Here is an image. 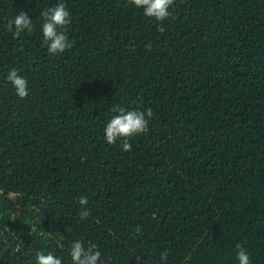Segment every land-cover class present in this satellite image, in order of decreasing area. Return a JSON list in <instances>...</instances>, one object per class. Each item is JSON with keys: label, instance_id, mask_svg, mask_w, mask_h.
Masks as SVG:
<instances>
[{"label": "trees", "instance_id": "obj_1", "mask_svg": "<svg viewBox=\"0 0 264 264\" xmlns=\"http://www.w3.org/2000/svg\"><path fill=\"white\" fill-rule=\"evenodd\" d=\"M59 2L72 47L50 54L40 13ZM19 11L33 28L14 39ZM169 11L0 0V264H36L38 251L72 264L76 240L98 264H238L237 244L264 264V0ZM118 104L153 112L130 151L104 138Z\"/></svg>", "mask_w": 264, "mask_h": 264}, {"label": "clouds", "instance_id": "obj_2", "mask_svg": "<svg viewBox=\"0 0 264 264\" xmlns=\"http://www.w3.org/2000/svg\"><path fill=\"white\" fill-rule=\"evenodd\" d=\"M136 8L143 10L145 16L153 18L156 21H164L170 15L169 9L174 4V0H129ZM40 15L43 17L42 34L44 44L47 46L50 54L63 53L66 49L72 47L69 41L66 28L71 24V15L67 6L63 2H59L54 6L44 9ZM7 30L13 33V38H18L21 33L27 30L32 31V19L24 11H19L12 19L7 22ZM163 31V27H159ZM150 47V45L146 46ZM7 80L12 83L16 94L20 98L28 95V81L25 77L18 74L17 70L11 69L7 74ZM114 115L106 122L104 138L108 144H115L121 141L122 150L130 151L132 148L129 138L138 134L146 133L149 129V121L153 117L151 108L140 110L139 108H126L122 105H114L111 109ZM80 205H87L86 196L79 197ZM88 212L86 209L80 211L81 219H86ZM140 233V226L136 228ZM238 264H250L249 255L246 249L240 245H236ZM70 259L72 264H98L101 253L93 251L91 248L87 250L80 240L72 243L70 248ZM161 260H167V251L161 253ZM36 264H63L60 257L53 252L44 251L36 252Z\"/></svg>", "mask_w": 264, "mask_h": 264}]
</instances>
